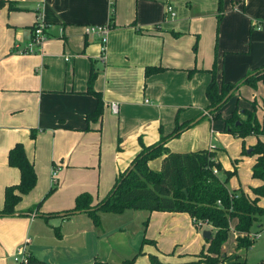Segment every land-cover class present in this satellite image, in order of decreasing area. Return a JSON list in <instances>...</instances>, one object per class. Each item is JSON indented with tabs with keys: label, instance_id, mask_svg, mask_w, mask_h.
<instances>
[{
	"label": "crops",
	"instance_id": "1",
	"mask_svg": "<svg viewBox=\"0 0 264 264\" xmlns=\"http://www.w3.org/2000/svg\"><path fill=\"white\" fill-rule=\"evenodd\" d=\"M0 1V208L4 186L19 178L18 170L7 164V151L15 142L22 144L36 174L34 187L14 206V215L0 217V264H17L11 257L25 237V251L35 264H92L94 259L120 264L132 256L134 264H148L149 253L162 262L193 260L190 256L205 241L202 237L199 249L184 247L183 232L189 222L193 227L186 213L127 209L100 213V225L94 226L84 212H64L82 192L93 202L103 198L141 144L157 142L173 129L176 113L179 123L203 114L213 61L218 85L237 82L264 64V0H221L218 23L217 0H113L112 20L111 0ZM167 5L172 17H164ZM36 23L43 24L45 35L40 51L23 53ZM89 24H109L103 46L83 33ZM150 65L163 69L144 76ZM90 68L96 74L93 89L102 100L95 121L85 120L95 107V98L84 92ZM246 87L241 85L229 98L221 117L234 107L248 108L252 100L259 104L264 84L259 82L254 92H243ZM110 103L116 104L115 112ZM192 129L194 125L180 137L194 133ZM215 134L210 128L207 143L194 133L182 147L172 146L177 138L164 145L175 152L214 150L210 140ZM255 141L247 140V147ZM215 154L223 169L232 170L233 164ZM156 159L159 168L160 157ZM253 161L254 156L247 162L251 166ZM153 164L148 161L151 169ZM250 166V180L232 189L252 196L250 187L262 181L250 176ZM50 185L54 188L45 196ZM259 205L264 207V198ZM234 223L229 222L232 231ZM142 236L154 244L141 245ZM162 238L167 244L163 249ZM138 249L142 253L136 255ZM168 251L179 258L164 255Z\"/></svg>",
	"mask_w": 264,
	"mask_h": 264
},
{
	"label": "trees",
	"instance_id": "2",
	"mask_svg": "<svg viewBox=\"0 0 264 264\" xmlns=\"http://www.w3.org/2000/svg\"><path fill=\"white\" fill-rule=\"evenodd\" d=\"M1 4V1H0ZM216 23L222 16L221 0H217ZM113 17V0L110 6V18ZM108 28L109 24H106ZM175 35V33H173ZM195 51V43L192 46ZM163 67L159 65L145 66L144 76L159 72ZM209 82L204 89L207 100L205 112L194 119L177 122V113L174 118V127L168 133L160 137L157 142L144 146L141 143L140 150L131 159L129 164L114 178L113 184L101 199L93 202L88 193L82 192L75 196L73 207L66 210L64 215L84 212L90 218L94 226L99 225L100 213H121L124 210H145L181 212L186 213L194 227L199 223L210 226V238L204 239L205 246L194 256L204 257V260H190L188 264H216L225 259L221 254V245L227 238L229 222L234 219L233 231L236 235V249L248 248L252 241L245 235L253 221L259 216H264V207L259 205V200L264 198V122H261L255 113V102L250 101V109L234 107L227 117H221L220 107L237 91L241 85L255 87L259 81L264 83V64L245 73L237 82H215V62L209 70ZM193 69L188 70V75ZM95 72L90 68L86 79L85 93L95 98V107L85 115V120H97L102 111L100 93L93 89ZM227 96V97H226ZM206 116L212 119L221 118L223 132L231 133L239 138L253 135L257 141L249 147L247 153L254 156L250 167V176L262 181L258 186L250 187L252 196L242 191L228 190L225 183L235 173L232 170L223 169L216 158L215 151L211 148H202L188 152L170 151L164 145L169 139L177 137L182 131L196 124ZM35 132L30 130L29 137L33 138ZM245 152V150H242ZM160 157L158 170L148 166V161ZM7 164L18 170L19 178L16 183L3 188V202L0 208L1 216L14 215V206L20 201L22 195L28 193L35 185L36 174L32 162L26 157L22 144L15 142L7 151ZM217 172L214 174L212 170ZM220 173V175H219ZM222 174V178H220ZM53 184V183H52ZM54 188L50 185L45 193L49 194ZM147 224V218L143 220V228ZM54 232L59 236L58 229ZM144 243L154 244V240L142 236L141 245ZM142 253L140 249L137 251ZM148 264H183L162 262L155 254H147ZM36 263L28 257V264ZM92 264H108L105 261L94 259ZM120 264H134V256L124 259ZM225 264H264V260L249 263L239 260L237 257Z\"/></svg>",
	"mask_w": 264,
	"mask_h": 264
},
{
	"label": "rangeland",
	"instance_id": "3",
	"mask_svg": "<svg viewBox=\"0 0 264 264\" xmlns=\"http://www.w3.org/2000/svg\"><path fill=\"white\" fill-rule=\"evenodd\" d=\"M164 17H169V16H164ZM214 42H215V39H214ZM192 46H193V44H192ZM212 49H213V47H212ZM193 72H194V69H193ZM214 79L216 82L215 74H214ZM259 82L263 83L262 81H259ZM258 83H257V85H255V87H250V86L246 85L248 87V89H245L243 92L258 91L259 90V88L257 89ZM239 92H240V90H239ZM259 95H261L262 98L259 97L260 99H259L258 103L262 106V105H264V97H263L264 93L259 94ZM229 100L230 99H228L224 103V105H222L220 107L219 113H221V112L227 113V111H228L227 108L230 104ZM255 104H257V102H255ZM259 104H257V106H255V108L259 107L258 106ZM205 106H204V109H205ZM238 109H241V108H238ZM245 109H250V104H249V107L245 108ZM258 110H259L258 112H260V113L258 114L257 117L261 122H264V106H262L261 108L259 107ZM198 113L200 115V111ZM199 115H196V117H198ZM221 121H222L221 118L212 119L210 116H206L205 118L201 119L196 124H194V129H192V131H190V132L196 133L199 139H201V138L205 139L206 143H207L209 129L213 128L215 131H217L218 134L217 135L215 134L210 141L216 147L214 149V151L215 152L217 151L219 153V156L222 159L221 161L223 163H227V164L231 163L236 168H238L236 170V172L232 176H230L225 183L228 190H230V191L231 190H237L239 187L237 189H232V188H234L238 185H240V187L242 185H246V183H244V182H246L247 180L248 181L250 180L249 174H248L249 173L248 169H249L250 165L247 161H249V159L252 160V155H249L247 153V151L250 147V146L247 147V140H251V141L255 140V136L247 135V136H244L243 138H239V137H237L231 133L223 132L221 130ZM194 133L186 134L183 137H180V134H179L177 137H175V138H177V140L174 143H172V146L182 147L183 144H185L188 140L190 141L194 137ZM261 137H264V134L261 135ZM242 150H245V152H242ZM156 158H158V157H156ZM156 158L151 159L152 164L153 163L156 164V166L153 170L158 169V159H156ZM244 159H246V160L244 161ZM219 175H220V173H219ZM220 178H222V174H221ZM124 221H127V220H124ZM109 222H111V221H109ZM142 222H141V225H142ZM99 225H100V220H99ZM144 228L142 225V230ZM209 229H210V226L207 225L206 223H199L196 227H194V226L191 227L190 222H189L188 232L187 231L183 232V239L185 240L184 241V247L186 246V249L189 251L192 249H195V248L199 249L201 247L200 242H204L202 240L201 233L203 231L209 230ZM234 232L229 227V230L227 233V238L224 241V243L221 245V254H223L225 256V259L221 260V262H218L216 264H225L227 262V260L233 256L234 253H235V255L232 258L237 257L239 260H245L249 263H255V262H259L261 260H264V216H259L257 218V220L253 221V223L251 224V226L249 228V232L246 233L245 235L243 234V236H246L248 238V234L260 232V237L258 239L251 240L248 238L249 240L252 241L251 245L248 248L236 249V247L234 245V241H235V237H236ZM166 245H167L166 241L163 240V238H162L159 242V246H160L159 248L163 249L164 247H166ZM186 249H185V251H186ZM225 253H226V255H225ZM164 255L174 256L176 258H179L178 254L176 252L173 253V251L172 252L168 251V253H166ZM190 257H192V259L195 260L198 256L196 257L193 255ZM203 258L204 257H198L199 260H204ZM183 264H188V263H183ZM199 264H205V263L200 262Z\"/></svg>",
	"mask_w": 264,
	"mask_h": 264
},
{
	"label": "built area",
	"instance_id": "4",
	"mask_svg": "<svg viewBox=\"0 0 264 264\" xmlns=\"http://www.w3.org/2000/svg\"><path fill=\"white\" fill-rule=\"evenodd\" d=\"M165 15L172 17L174 15V12L171 9V6L167 5L165 7ZM108 26L105 24H89L85 25L83 27V33L87 36H94L96 37L98 43L100 46H103L105 40H106V34L108 32ZM45 39V35L43 33V24L36 23L31 28V37L26 43L25 47L22 49L23 53H32V52H39L42 42ZM103 56V50L101 48V54L100 57ZM64 60H67V57L64 56ZM110 110L112 112H115L116 110V104L110 103L109 104ZM204 114L208 115L205 111ZM212 172L215 174L217 171L215 169L212 170ZM54 170L51 171V179L52 183H54ZM259 233L254 234H248V238L251 240L259 238ZM29 241L27 237H25L22 241V243L16 248L15 252L12 255V260L17 264H28V254L25 251V244ZM35 264V263H34Z\"/></svg>",
	"mask_w": 264,
	"mask_h": 264
},
{
	"label": "water",
	"instance_id": "5",
	"mask_svg": "<svg viewBox=\"0 0 264 264\" xmlns=\"http://www.w3.org/2000/svg\"><path fill=\"white\" fill-rule=\"evenodd\" d=\"M227 97V96H226ZM201 236L204 238V239H209L210 238V231L209 230H205L201 233Z\"/></svg>",
	"mask_w": 264,
	"mask_h": 264
}]
</instances>
